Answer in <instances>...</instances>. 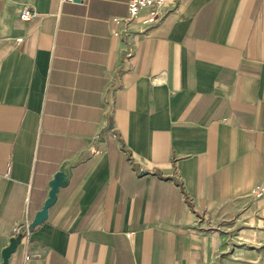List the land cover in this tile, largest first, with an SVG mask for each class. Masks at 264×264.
<instances>
[{
	"label": "crops",
	"instance_id": "crops-1",
	"mask_svg": "<svg viewBox=\"0 0 264 264\" xmlns=\"http://www.w3.org/2000/svg\"><path fill=\"white\" fill-rule=\"evenodd\" d=\"M129 1L0 0V264H264V0Z\"/></svg>",
	"mask_w": 264,
	"mask_h": 264
},
{
	"label": "built area",
	"instance_id": "built-area-1",
	"mask_svg": "<svg viewBox=\"0 0 264 264\" xmlns=\"http://www.w3.org/2000/svg\"><path fill=\"white\" fill-rule=\"evenodd\" d=\"M72 1V0H63ZM171 0H130L128 4V17L125 20L126 24H130L139 18L141 11L147 9L150 10L149 17L145 21L146 24H155L159 19L160 8L164 7ZM39 14L28 6H25L20 13V19L24 22H30L37 18ZM116 24H121L123 21L116 19ZM115 36H119V33H115ZM19 42H23V39H19ZM257 197L261 198L264 195V186L258 189ZM22 226L16 225L14 232L18 233ZM29 228V227H28Z\"/></svg>",
	"mask_w": 264,
	"mask_h": 264
},
{
	"label": "water",
	"instance_id": "water-1",
	"mask_svg": "<svg viewBox=\"0 0 264 264\" xmlns=\"http://www.w3.org/2000/svg\"><path fill=\"white\" fill-rule=\"evenodd\" d=\"M77 1H79V0H77ZM38 223H36V224H34V225H37Z\"/></svg>",
	"mask_w": 264,
	"mask_h": 264
}]
</instances>
